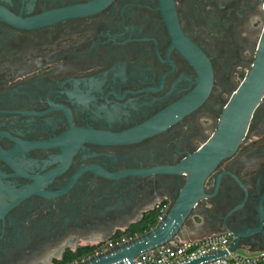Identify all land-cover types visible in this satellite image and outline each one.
<instances>
[{
    "label": "flooded vegetation",
    "instance_id": "obj_1",
    "mask_svg": "<svg viewBox=\"0 0 264 264\" xmlns=\"http://www.w3.org/2000/svg\"><path fill=\"white\" fill-rule=\"evenodd\" d=\"M263 23L264 0H0V264L169 208L185 176L157 168L214 131ZM204 190L176 239L264 250V95Z\"/></svg>",
    "mask_w": 264,
    "mask_h": 264
},
{
    "label": "water",
    "instance_id": "obj_2",
    "mask_svg": "<svg viewBox=\"0 0 264 264\" xmlns=\"http://www.w3.org/2000/svg\"><path fill=\"white\" fill-rule=\"evenodd\" d=\"M263 95L264 23L254 62L226 101L214 131L202 146L188 154L180 162L157 168L158 170L185 176L184 183L167 209L163 220L148 232L137 236L133 240L78 264H117L126 258L130 264H134V258L141 252L176 239L199 199L208 195L204 190V183L208 176L222 160L234 154L246 136L251 117ZM218 178L217 175L215 182ZM5 210L6 207L0 208V217H2ZM236 247H239L238 240L237 237H234L229 250Z\"/></svg>",
    "mask_w": 264,
    "mask_h": 264
},
{
    "label": "built area",
    "instance_id": "obj_3",
    "mask_svg": "<svg viewBox=\"0 0 264 264\" xmlns=\"http://www.w3.org/2000/svg\"><path fill=\"white\" fill-rule=\"evenodd\" d=\"M168 207L156 204V221L163 220ZM156 223V224H157ZM110 234L105 240L90 244V252L67 264H78L85 260L105 253L116 246L125 244L138 235L123 232ZM230 239L225 233L216 232L201 237L174 239L147 251L134 258V264H264V250L258 249L254 255H239L235 250H229ZM222 254H219V253ZM209 256L208 258L201 259ZM52 264V263H49ZM117 264H130L123 259Z\"/></svg>",
    "mask_w": 264,
    "mask_h": 264
},
{
    "label": "trees",
    "instance_id": "obj_4",
    "mask_svg": "<svg viewBox=\"0 0 264 264\" xmlns=\"http://www.w3.org/2000/svg\"><path fill=\"white\" fill-rule=\"evenodd\" d=\"M156 214L157 212L154 211L152 214L145 216L140 221L133 224L129 229L124 230V231H117L115 234L118 235L123 232L137 234L138 236L141 234H144L156 225L157 223ZM89 252H90L89 246H83V247L77 248L75 251L68 250L64 254L63 258L53 260L52 264H67L69 262H73L74 260L79 259L81 256L86 255Z\"/></svg>",
    "mask_w": 264,
    "mask_h": 264
},
{
    "label": "rangeland",
    "instance_id": "obj_5",
    "mask_svg": "<svg viewBox=\"0 0 264 264\" xmlns=\"http://www.w3.org/2000/svg\"><path fill=\"white\" fill-rule=\"evenodd\" d=\"M256 251L257 250L249 249V248L244 247V246H239L235 250L236 254H239V255H254L256 253Z\"/></svg>",
    "mask_w": 264,
    "mask_h": 264
}]
</instances>
